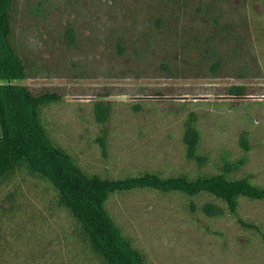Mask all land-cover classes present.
I'll use <instances>...</instances> for the list:
<instances>
[{"label":"rangeland","instance_id":"rangeland-1","mask_svg":"<svg viewBox=\"0 0 264 264\" xmlns=\"http://www.w3.org/2000/svg\"><path fill=\"white\" fill-rule=\"evenodd\" d=\"M13 13V44L29 72L20 84L63 97L45 109L47 128L86 170L110 178L216 173L222 155H246L236 177L264 187V0H14ZM68 26L76 30V49L65 44ZM163 62L174 76L160 68ZM99 103L109 109L104 125L94 111ZM192 118L210 158L202 169L184 157V124ZM103 127L106 156L96 143ZM242 132L250 137L247 154ZM17 183L23 214L36 220L40 213L49 223L43 183ZM195 202L199 209L191 213L181 195L137 190L112 197L108 208L148 264H264L256 231L227 213L204 216L206 203L222 205L213 197ZM238 215L264 235V201L241 199ZM34 223L32 237L40 230ZM26 234L22 244L9 240L8 250L0 248V264H32L35 248L42 258L44 242L26 247Z\"/></svg>","mask_w":264,"mask_h":264},{"label":"trees","instance_id":"trees-1","mask_svg":"<svg viewBox=\"0 0 264 264\" xmlns=\"http://www.w3.org/2000/svg\"><path fill=\"white\" fill-rule=\"evenodd\" d=\"M13 11L14 0H0L2 250H8L7 244L10 241L17 245L22 244L19 241L21 234L28 233L32 237L30 223L35 221V226H32L40 227V230L35 232L36 236L32 237L30 244L24 246H32L36 241V246H39L42 240L44 255L40 261L35 255L39 256L41 252L35 248L32 255H28L34 259L32 264H148L144 252L133 244L108 208L112 197L137 190L181 195L189 201L191 213L199 209L195 202L198 197H213L222 205L215 202L206 203L200 207L204 216L222 218L227 213L236 218L242 228L256 231L264 240V235L257 225L238 215L241 199L264 201V187L257 185L250 176L236 177L248 164L246 155L234 160L228 155H222L216 164V173L200 171L194 175L184 172L163 176L158 172L145 171L136 175L110 178L90 172L79 164L66 148L53 140L44 116L45 109L62 103L63 97L51 92L37 95L28 86L20 84L29 78V72L13 44ZM156 23V26L161 28L162 22L157 20ZM72 27H67L64 39L67 47L76 49L77 34ZM117 51L118 54L124 52L121 44H117ZM160 65L161 69L168 70L167 72L174 76L167 62ZM230 94L245 95L240 89H231ZM135 106L138 107L139 104ZM94 109L100 123L105 124L109 109L102 103L96 104ZM107 138L108 132L103 127L96 143L105 156ZM182 143L187 162L194 163L200 169L208 164L210 158L203 151L202 135L194 118L184 124ZM239 146L245 154L250 152V137L247 132H242L239 136ZM18 179L22 182L36 180L43 183L46 193L43 192L40 201L47 205L44 208L49 213V223L40 213L36 220L31 217L34 215L27 217V214H23L26 207L23 206L24 201L19 203L18 197L22 199V192L18 188ZM49 192H52V197L45 199L44 195ZM18 215L20 218L16 220ZM55 231L56 237H52L51 233Z\"/></svg>","mask_w":264,"mask_h":264},{"label":"water","instance_id":"water-1","mask_svg":"<svg viewBox=\"0 0 264 264\" xmlns=\"http://www.w3.org/2000/svg\"><path fill=\"white\" fill-rule=\"evenodd\" d=\"M2 139V128H1V124H0V141Z\"/></svg>","mask_w":264,"mask_h":264}]
</instances>
